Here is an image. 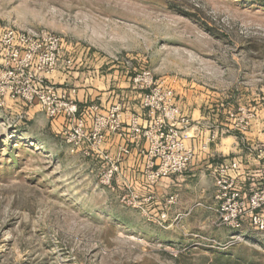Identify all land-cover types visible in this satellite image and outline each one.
<instances>
[{"label": "rangeland", "instance_id": "obj_1", "mask_svg": "<svg viewBox=\"0 0 264 264\" xmlns=\"http://www.w3.org/2000/svg\"><path fill=\"white\" fill-rule=\"evenodd\" d=\"M1 30L59 36L47 81L100 88L123 113L133 109L132 76L150 71L179 107L203 113L206 139L228 130L216 141L235 136L240 150L215 155L206 183L165 191L145 169H114L107 181L102 158L66 141L69 121L6 99L0 264H264V229L248 217L233 228L215 198L232 159L243 168L229 172L240 194L251 182L242 173L264 175V0H0Z\"/></svg>", "mask_w": 264, "mask_h": 264}, {"label": "built area", "instance_id": "obj_2", "mask_svg": "<svg viewBox=\"0 0 264 264\" xmlns=\"http://www.w3.org/2000/svg\"><path fill=\"white\" fill-rule=\"evenodd\" d=\"M60 47L61 38L47 31L18 33L1 30L0 105L6 99L28 105L38 103L49 117L63 116L71 123L64 130L65 139L75 145L90 143L97 147L104 134L125 135L134 143L144 140L145 172L151 182L187 170L195 158L193 147L185 141L192 123L178 106L171 89L158 84L150 71L134 73L132 89L139 95L140 105L149 112L150 118L148 124H142L139 115L132 113L126 130H123V109L120 104L104 109L92 104L86 109L88 115L85 111L79 114L70 95L59 93L56 86L47 81V75L59 69ZM88 116L92 119L90 129L85 123ZM240 124L243 130L247 129V121ZM223 133H228V130L213 132L207 138V144ZM207 144L203 143L201 148L205 149ZM128 152V146L119 147L117 158ZM258 153L264 155V146L259 147ZM107 169L108 181L115 166L110 165ZM241 169L240 160L232 159L222 164L216 177L218 191L215 198L221 201L225 212L223 219L230 226L239 228L242 219L248 217L257 230H262L264 221L258 211L264 208V175L242 173L251 179L248 191L242 195L235 188L236 175H229L230 171L239 173ZM254 177H257V181H254Z\"/></svg>", "mask_w": 264, "mask_h": 264}, {"label": "crops", "instance_id": "obj_3", "mask_svg": "<svg viewBox=\"0 0 264 264\" xmlns=\"http://www.w3.org/2000/svg\"><path fill=\"white\" fill-rule=\"evenodd\" d=\"M55 86L59 93L70 95L78 107L79 114H82V112L85 111L88 115L89 112L86 111V109L88 110L89 106L92 104L97 105L101 109L108 107L110 104L109 101L106 102L107 93L100 92V88L95 89L94 87L90 86L72 87L63 85L61 82L55 83ZM72 90H74V92H72ZM121 92L123 95L124 91L121 90ZM129 94V98L134 100L132 105L133 109L128 107L126 108L127 111H124L123 113V130L127 129L131 113L130 110L139 115L140 121L143 123H146L150 118L149 112L143 109L140 105L139 95L135 91H130ZM180 108L182 109L183 107L180 105ZM183 110L184 109H182V111ZM184 112L186 111L184 110ZM187 114L191 118L192 126L187 131V138L185 141L188 145L193 147L195 158L187 170H185L183 173L163 176L157 181V186L159 188H164L165 191L170 189L175 190L174 187L182 188V185L185 183L199 178L200 182L206 183V171L210 168L211 164H213L215 155L225 156L229 153L233 154V152L239 153L240 150L237 139L232 135H226L217 141L215 139L210 144H207L206 136L208 135V132L211 131V125L208 124L207 118L198 109H194L191 114ZM63 121L68 120L63 116H58V124L62 123ZM86 124L87 127H90L91 121L89 119L86 120ZM203 143L207 144L205 149L201 148ZM124 145L129 147V152L119 159L117 158L119 154V147ZM75 146L78 147V150L85 149L86 152H90L91 155H96L102 158V166L105 167L113 165L115 166L116 170L120 169L121 171L126 172H140L144 171L145 169L146 156L143 154V149L146 147V143L144 140L134 143L128 140L125 135L122 137L117 134H104L102 142L97 147L91 145L90 143ZM106 155L108 156L107 159L105 158Z\"/></svg>", "mask_w": 264, "mask_h": 264}]
</instances>
